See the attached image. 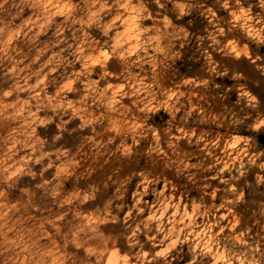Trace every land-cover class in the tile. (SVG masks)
Masks as SVG:
<instances>
[{"label":"clouds","instance_id":"obj_1","mask_svg":"<svg viewBox=\"0 0 264 264\" xmlns=\"http://www.w3.org/2000/svg\"><path fill=\"white\" fill-rule=\"evenodd\" d=\"M0 264H264V0H0Z\"/></svg>","mask_w":264,"mask_h":264}]
</instances>
